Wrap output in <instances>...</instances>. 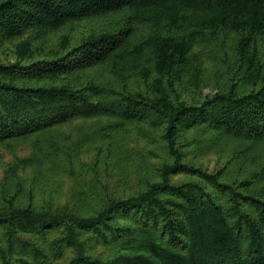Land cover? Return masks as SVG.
<instances>
[{
  "label": "trees",
  "instance_id": "trees-1",
  "mask_svg": "<svg viewBox=\"0 0 264 264\" xmlns=\"http://www.w3.org/2000/svg\"><path fill=\"white\" fill-rule=\"evenodd\" d=\"M0 148V264H264V0H0Z\"/></svg>",
  "mask_w": 264,
  "mask_h": 264
},
{
  "label": "rangeland",
  "instance_id": "rangeland-1",
  "mask_svg": "<svg viewBox=\"0 0 264 264\" xmlns=\"http://www.w3.org/2000/svg\"><path fill=\"white\" fill-rule=\"evenodd\" d=\"M201 50L204 51V48H201ZM4 57V56H2ZM209 65H207L208 67ZM135 135V134H134ZM135 146H138L140 148H146L149 147L146 143L145 140H138L135 144ZM151 147V146H150ZM219 149V148H218ZM218 149L217 150H213L211 152H209L207 155H205L203 158H201V161L208 167L209 170H216L218 168H220L222 166V162H220V160L218 159ZM154 150L156 151V153H158V155L161 154V151L157 149V147H154ZM0 153L3 156V160L4 162H8L11 161L14 157L11 153H9L8 151H6L4 148H0ZM17 153L18 155H26L29 153L28 150V146L27 145H20L17 147ZM92 155H89L87 157H85V160H89L91 158ZM158 163H160V160L157 158H153L152 159V166H156ZM3 176V170L0 169V180L2 179ZM183 179H185L184 175H177L174 177V180L176 182L182 181ZM134 176L131 177V182L134 183ZM71 180L67 177L64 176L61 179L60 182V189H61V198L65 199L66 195H68V192L71 188ZM63 202H65V200H62ZM101 250V249H100ZM105 254V252H104Z\"/></svg>",
  "mask_w": 264,
  "mask_h": 264
}]
</instances>
